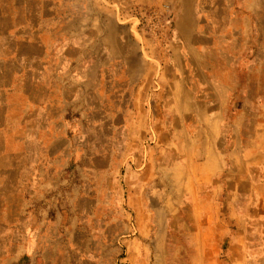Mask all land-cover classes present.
<instances>
[{"label": "crops", "instance_id": "0c3cea01", "mask_svg": "<svg viewBox=\"0 0 264 264\" xmlns=\"http://www.w3.org/2000/svg\"><path fill=\"white\" fill-rule=\"evenodd\" d=\"M79 1L78 19H90ZM108 1L128 23L148 0ZM59 4L0 0V264H108L113 255L96 244L125 237L128 212L143 213L157 188L159 196L206 188L225 212L231 180L264 184V153L246 162L239 146L249 141L233 146L228 136L243 115L264 118V0H173L182 44L171 48L190 53L191 66L175 67L159 106L140 99L132 77L120 84L101 57L81 55L86 32L67 44L72 19ZM104 89L116 97L110 106ZM40 165L50 175L40 177ZM45 180L50 188L40 190Z\"/></svg>", "mask_w": 264, "mask_h": 264}, {"label": "rangeland", "instance_id": "374dc122", "mask_svg": "<svg viewBox=\"0 0 264 264\" xmlns=\"http://www.w3.org/2000/svg\"><path fill=\"white\" fill-rule=\"evenodd\" d=\"M57 1L61 11L65 15L69 14L72 19L65 29L67 44L82 39L84 36L80 35L86 32L87 37L81 41V45L85 44L81 55L85 54L91 60L95 56L101 57L105 74H115L120 84L126 82L127 76L132 77L139 96L142 95L141 100L145 96L147 99L151 97L152 104L159 106V100L164 99L171 85H174L170 78L174 75L175 67L179 73L182 69L185 73L187 69L189 74L191 54L184 51L175 53L171 48V45L182 44L181 38L174 33L177 9L172 4L173 0H148L138 5L135 21L128 23H121L125 21L122 12L118 16L117 7L110 5L108 0H82L89 3L87 13L91 15L90 19L86 17L82 21L78 19L79 0ZM90 2L93 4L90 5ZM127 24L133 25L135 30L139 29L142 36L137 31V37L133 39ZM94 32L102 36L95 37ZM100 43L101 53L95 50ZM75 61L73 58L72 62ZM73 65L72 71L75 68ZM160 71L161 74L163 72L162 77L159 76ZM74 75L77 76L69 72L68 80L71 81ZM250 75L256 79L260 77V72L253 71ZM179 77L185 76L180 74ZM160 81L162 89L157 84ZM168 82H171L170 85ZM110 83L111 80L106 79V87L112 92ZM259 89L264 94V83ZM144 90L150 92L147 94ZM106 91H102V101L110 106L109 102H113L116 97ZM142 91L143 94H140ZM159 92L161 95L157 97ZM127 99L124 95V107L128 103ZM247 109L248 106L243 113H248ZM240 118V123L237 121L233 124L228 136L233 146L240 145L241 138L249 141L248 147L239 146V150L243 156L249 157L246 162L257 163L261 152L264 153V118L255 116L247 122H244L245 115ZM243 128L248 130L238 132ZM251 143L253 148L250 147ZM38 174L40 177L50 175V167L40 165ZM263 185L249 184L248 180H231V187L234 188L229 203L231 210L225 212H221L222 208L216 203V198L206 195V188L200 191V196L193 195L196 191L192 188L181 193L168 189L167 196H159L164 191L157 188L155 196L146 198L149 205L143 213L128 212L130 222L125 237L110 238L112 236L105 232V236L110 238L108 244L98 243L96 247L102 249L106 245L105 252L113 255L108 259V264H264ZM64 186L65 189L69 188ZM39 188H50V183L45 180ZM36 199L50 202V195L41 194ZM22 264L30 262L24 260Z\"/></svg>", "mask_w": 264, "mask_h": 264}]
</instances>
